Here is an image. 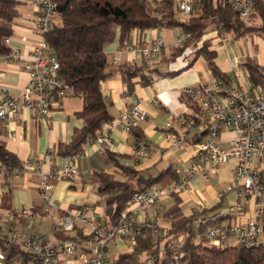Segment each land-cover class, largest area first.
I'll return each mask as SVG.
<instances>
[{
    "label": "built area",
    "instance_id": "obj_1",
    "mask_svg": "<svg viewBox=\"0 0 264 264\" xmlns=\"http://www.w3.org/2000/svg\"><path fill=\"white\" fill-rule=\"evenodd\" d=\"M202 1H209L216 7L229 6L242 19L256 16V3H264V0H175L178 16L182 20H188ZM24 4L30 5V13L19 18L14 31L19 27L26 29L34 36V40L30 43L27 54H22L25 52L10 47L11 37L6 38L4 42L10 51L0 60L22 62V69L28 80L15 95L0 86V119H15L21 111L28 110L46 122L53 109L58 107L59 101L73 95L71 88L59 76V62L45 39L46 33L57 24V3L55 0H28ZM190 37L189 33L178 36L173 47L182 46ZM220 39L230 44L228 38L222 34ZM21 41L28 42L26 37H22ZM164 49L163 40L155 38L149 42L126 43L121 47V52L136 53L145 61H149L154 56H159ZM237 61L238 57L231 60V68L238 67ZM112 64L117 65V60L114 59ZM182 95L196 106L199 121L196 122L193 117L181 116L177 121L178 128L182 131L198 129L205 132V136L194 144V161L186 167L181 177L166 187H152L133 196L117 225L111 228L106 227L92 209L68 212V215L62 218V227H56L55 231L72 233L75 221H78L87 230V237L84 239L76 238L55 245H43L38 235L0 228V241L4 244H15L28 255V263L18 260L17 264H32L34 260L49 264L57 254L64 259L63 264H112L109 256L112 246L133 235L136 230L135 217L143 206L159 205L173 194L188 193L193 179L200 177L209 180L217 175L219 167L225 164L233 165L234 181L226 191L234 193L235 203L224 213L229 217L227 221L206 228L205 238L208 244L219 247L230 243L231 240L232 243L254 247L264 239V90L252 87L249 83L246 88L227 87L219 79H210L196 87L184 88ZM153 103L159 105L157 100ZM146 116L147 112L138 103L131 104L120 111L113 121L105 124L96 139L90 142H97L101 147L100 153L104 155L105 148L111 141L110 131L119 126L129 133L131 128L145 121ZM165 126L167 129L171 127L170 123ZM223 132L233 133L225 148L221 147ZM8 137H13L12 131L8 132ZM173 141L174 144L182 142L175 136ZM81 156L82 154L68 156L64 166L48 171H44L41 165H34L32 161L24 162L21 169H13L0 163V175L36 176V188L41 195L43 211L58 213L61 207L51 197L52 182L80 178L81 173L75 163ZM147 156L145 144L139 142L136 157L145 159ZM250 207L251 217L247 218V209ZM207 221L204 216H196L192 225L198 228L206 225ZM145 226L153 233H158L159 229L155 223L149 222ZM180 243L181 240L176 243L173 253L169 256L163 249H158V257L167 258V264H184L180 262ZM75 255L78 257L70 258ZM157 255H148L142 264H152ZM0 264H4L1 251Z\"/></svg>",
    "mask_w": 264,
    "mask_h": 264
},
{
    "label": "trees",
    "instance_id": "obj_2",
    "mask_svg": "<svg viewBox=\"0 0 264 264\" xmlns=\"http://www.w3.org/2000/svg\"><path fill=\"white\" fill-rule=\"evenodd\" d=\"M55 1L59 23L46 33L45 39L59 62V76L71 88L72 96L78 95L83 101L81 110L76 113L83 122L81 128L75 131L70 143L61 145L58 149V155L64 158L82 154L84 145L96 139L103 126L114 119L101 92V82L119 73L129 95L133 93L136 84L148 86L151 83L144 73L145 65L129 64L119 66L115 71L107 70V58L104 52L106 46L117 41L123 47L128 43L133 31L177 28L183 33H189L191 37L182 46L174 48L168 56H162V63L174 62L175 59L188 55L192 59L186 66L171 71L168 75L175 76L188 70L199 57H202L212 79H219L225 86L231 87L230 80L219 71L214 62L216 55L210 51V42L203 41V37L211 30L230 34L234 40L249 35L251 31L264 32V3L261 2L255 5L257 17L242 19L229 6L216 7L209 1H202L188 20H182L177 17L175 0ZM22 6L23 3L19 0H0V58L8 55L10 51L4 41L13 36L14 27L22 17ZM244 67L248 73V83L252 87L264 90V69L252 60H246ZM157 71L158 69L152 70L154 73ZM186 99L194 109L190 117L198 122L196 106L190 99ZM195 130L199 132L197 141H200L205 136V132ZM169 131L174 132L173 129ZM129 135L135 151L134 158L143 160L136 157L138 144L143 142L147 153L149 146L140 125L131 128ZM177 137L182 141L180 136ZM107 158L113 161L112 164L125 179L118 180L112 173L97 172L90 177L89 182L94 185L95 193L99 198L94 206L103 207L105 216L102 223L109 228L117 225L133 196L154 186L166 187L178 180V175L172 166L152 174L150 171H140L131 165L122 164L121 161L126 158L125 156L117 158L116 155L108 153ZM0 163L13 169H21L23 166L16 155L6 149L5 142L1 139ZM178 195L170 196L173 204L163 214V218L169 223L167 228L164 230L158 227V233H153L145 225L139 226L134 223L135 232L125 240L130 251L112 257V264H142L148 255H157L158 249H163L169 256L179 240H181L180 262L184 264H264V239L254 247L234 242L219 247L208 244L205 238L206 228L222 223L229 217L221 216L219 213L211 214V211L204 209L196 213L184 214ZM196 216H204L208 219L206 225L195 228L192 221ZM25 217L22 215L19 219L24 220ZM55 228L52 233L57 235L58 241L50 245L87 237L86 228L79 223L74 225L73 234L61 230L55 231ZM41 241L43 245H49L42 238ZM0 251L4 255V264H17L18 260L22 263L29 262L28 255L15 244H4L0 241ZM77 257L78 255H75L70 258ZM31 263L42 264L38 260ZM63 263L64 259L57 254L49 264ZM152 264H167V258H159L157 255Z\"/></svg>",
    "mask_w": 264,
    "mask_h": 264
},
{
    "label": "crops",
    "instance_id": "obj_3",
    "mask_svg": "<svg viewBox=\"0 0 264 264\" xmlns=\"http://www.w3.org/2000/svg\"><path fill=\"white\" fill-rule=\"evenodd\" d=\"M23 3L22 16L30 13V5L24 4L28 0H19ZM24 1V2H23ZM163 29L146 30L144 32L133 31L128 43L149 42L155 38H162ZM224 35L230 41L226 44L220 39ZM22 37L28 42L23 43ZM34 36L23 28H16L10 39V47L20 49L22 54H27ZM203 41L210 42V51L216 55L215 64L219 71L230 80L231 87L246 88L248 73L242 63L244 59L252 60L264 69V39L256 36L248 40H234L230 34H224L217 30H211L203 37ZM164 43V53L145 61L136 53H123L117 41L105 47L107 58V70L115 71L117 67L134 64L145 65L144 73L150 79V85L136 84L131 95L126 93V87L119 73L101 82L100 89L108 103L109 113L115 119L120 111L138 103L146 112L145 121L140 123V129L145 136L148 148V156L143 160L134 158L135 151L129 133L117 126L110 131L111 141L105 148V154L100 153L99 144L92 141L84 145L81 158L75 163V167L81 173L82 179L72 181L52 182L51 196L60 207L61 212L46 213L40 206V195L36 188L37 177L25 175H0V223L4 213L11 216L8 222V230L16 229L20 232H29L38 235L46 244H54L57 235L48 228L49 224L66 216L68 212L92 209L94 214L102 222L104 211L102 206H94L99 200L95 193V187L89 182L90 177L97 172L112 173L118 180H124L113 161L107 158V154L125 156L121 163L131 165L140 171H150L156 174L158 171L172 166L178 178L182 172L194 161V144L199 132L195 129L182 131L178 128V118L193 115L192 104L182 95V90L187 87H196L204 81L212 79L206 68V63L199 57L186 71L172 76L171 71H177L188 64L192 57H182L174 62L162 63V56H168L174 49V43ZM238 57V67L233 69L230 62ZM117 65H113V60ZM242 63L241 67L240 64ZM158 69L157 73L152 70ZM0 86L7 88L10 93L17 94L27 83L28 76L22 69V62L11 63L0 60ZM157 100L156 106L153 101ZM83 105L82 98L70 96L59 101L57 108L53 109L48 121H43L28 110L21 111L15 119H0V139L5 142L6 149L16 155L20 162L32 161L34 165H41L44 171L65 165V158L58 155L61 145L68 144L73 139L75 131L81 128L82 120L76 116ZM173 122V123H172ZM170 123L174 132L166 128ZM12 131L13 137H8ZM177 133V135L175 134ZM180 136L182 142L174 144L173 138ZM232 132H223L221 135V147L225 148ZM198 142V141H197ZM264 171V165H262ZM234 181L232 164L219 167L217 175L209 180L197 177L191 181V190L188 193H180L181 209L184 214L196 213L200 210L211 211V214L219 213L224 216L230 205L235 203L233 192H227V187ZM159 187V186H154ZM42 204V201H41ZM173 204L172 198H165L159 205L144 209L135 217V223L139 226L149 222L166 229L169 223L163 218L167 208ZM84 207V208H83ZM159 207V209L157 208ZM83 208V209H81ZM164 210L163 214L161 212ZM247 218L251 217L252 208L247 209ZM159 214V217H158ZM15 215V216H14ZM25 215L24 220L19 217ZM162 215V216H161ZM12 220L14 222L12 223ZM228 220V219H227ZM226 220V221H227ZM46 222V225L43 224ZM2 227V226H0ZM46 230V232H44ZM73 234V233H72ZM71 234V235H72ZM127 242L116 243L112 246L109 256L112 258L118 254L129 252Z\"/></svg>",
    "mask_w": 264,
    "mask_h": 264
},
{
    "label": "rangeland",
    "instance_id": "obj_4",
    "mask_svg": "<svg viewBox=\"0 0 264 264\" xmlns=\"http://www.w3.org/2000/svg\"><path fill=\"white\" fill-rule=\"evenodd\" d=\"M178 18H179V16H177ZM56 18H57V16H56ZM58 19V18H57ZM57 23H59V19L57 20ZM184 33L183 32H181L179 29H177V28H171V29H163L162 30V38H163V40H164V42L167 44V43H175V39L178 37V36H182ZM256 36H259V37H262L263 39H264V32H261V31H251L250 32V34L249 35H247V36H245V37H243V38H240V40L241 41H243L244 39H246V40H248L250 37L251 38H253V37H256ZM245 61H246V59H244L243 60V62L242 63H245ZM242 63L240 64V67H241V65H242ZM173 123V122H172ZM80 179H82V178H78V179H75L76 181L77 180H80ZM66 181H68V180H66ZM53 189V186L51 187V190ZM39 195H40V193H39ZM52 197V196H51ZM40 206L42 207V204H41V201H42V199H41V195H40ZM152 207V206H151ZM158 209H159V207H157ZM144 209H148V207H145V206H143L142 208H141V211H143ZM163 212H164V210L161 212V214H163ZM4 215V217L2 218V223H0V226H2V227H0V228H4V229H6L7 231H8V229L6 228V225H8V222H11V216L10 215H8V214H3ZM162 216V215H161ZM158 217H159V214H158ZM103 220V219H102ZM14 222V220H12V223ZM103 222V221H102ZM76 223H78V221H75V224ZM44 225H46V222L43 224V226ZM49 228V230L51 231V232H53V228L54 227H62V218L61 219H59V220H56V221H54V223L53 224H49V226H48ZM14 230H16V229H14ZM17 231V230H16ZM85 231H87V230H85ZM18 232H20V231H18ZM44 232H46V230H44ZM183 238V237H182ZM230 243H232V241L230 240ZM91 256V255H90Z\"/></svg>",
    "mask_w": 264,
    "mask_h": 264
}]
</instances>
